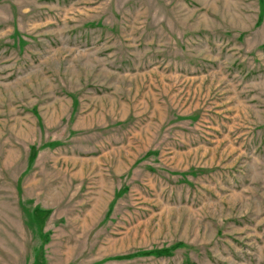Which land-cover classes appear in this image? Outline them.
<instances>
[{
    "label": "rangeland",
    "instance_id": "1",
    "mask_svg": "<svg viewBox=\"0 0 264 264\" xmlns=\"http://www.w3.org/2000/svg\"><path fill=\"white\" fill-rule=\"evenodd\" d=\"M0 264H264V0H0Z\"/></svg>",
    "mask_w": 264,
    "mask_h": 264
},
{
    "label": "trees",
    "instance_id": "2",
    "mask_svg": "<svg viewBox=\"0 0 264 264\" xmlns=\"http://www.w3.org/2000/svg\"><path fill=\"white\" fill-rule=\"evenodd\" d=\"M142 255H157V256H167L171 254V250L168 248L165 249H155L141 252ZM134 255V254H131Z\"/></svg>",
    "mask_w": 264,
    "mask_h": 264
}]
</instances>
